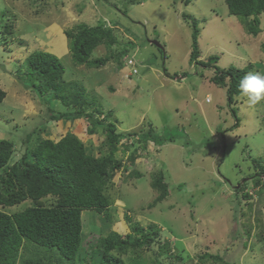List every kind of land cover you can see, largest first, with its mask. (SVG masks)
I'll return each instance as SVG.
<instances>
[{"label": "rangeland", "instance_id": "374dc122", "mask_svg": "<svg viewBox=\"0 0 264 264\" xmlns=\"http://www.w3.org/2000/svg\"><path fill=\"white\" fill-rule=\"evenodd\" d=\"M184 14L197 23L195 62L189 61L192 20ZM259 19L261 31L252 35L228 13L224 0H0V88L5 91L0 139H11L18 150L19 138L35 127L42 137L58 140L76 125L87 152L107 151L101 129L85 137L82 120L75 125L49 120L47 106L62 108L53 91L43 96L46 105L24 85L26 59L34 51L56 55L64 67L62 79L83 85L79 100L86 112L113 121L124 135L115 151L124 168L104 191L110 216L81 211L82 246L109 232L134 234L133 227L154 223L158 243H168V251L158 254L162 264H196L199 257L203 264H264V177L259 186L249 178L255 158L264 164V100L249 106L239 93L229 105L225 87L213 81L216 66L264 75V12ZM81 23L111 29L113 43L91 51V59L107 57L100 67L72 62L66 31ZM210 55L218 56L215 65L198 62ZM126 57L135 60L136 74L127 76ZM232 108L240 119L236 128ZM148 131L150 138L143 140ZM129 170L140 176L126 177ZM157 173L168 188L160 201L151 185ZM29 205L0 208L12 213ZM32 247L23 240L17 264ZM151 247L137 252L140 261L153 264L159 250Z\"/></svg>", "mask_w": 264, "mask_h": 264}, {"label": "trees", "instance_id": "16d2710c", "mask_svg": "<svg viewBox=\"0 0 264 264\" xmlns=\"http://www.w3.org/2000/svg\"><path fill=\"white\" fill-rule=\"evenodd\" d=\"M224 1L228 13L240 20L248 34L257 35L261 31L259 15L264 12V0ZM184 16L192 20L189 61L195 62L199 56L197 23L189 14ZM5 30H11L10 24ZM66 34L69 37L73 64L88 67L105 64L107 57L91 59L90 55L98 44L113 43L109 39V27L81 23L67 30ZM158 48L161 52L164 51L163 46ZM26 60L24 74L27 80L24 85L31 88L44 104L46 101L43 96L52 90L53 97L62 105V108L47 106L49 120H65L74 125L82 120L86 125L82 130L85 137L101 129L105 139L100 143L103 142L107 151L103 155L87 152L80 135L74 130L76 125L64 132L58 140L42 137L40 129L35 127L23 138H19L18 150L13 148L15 143L11 139H0V206L6 208L31 201V205L12 213L0 208V264H17L23 240L32 243L34 250L29 257L21 258L20 264H146L140 261L137 252L152 248V244H156L159 250L153 255L152 262L162 264L158 254L168 251V243H158V227L154 223L147 227H133L134 234L109 232L105 236L100 235L90 247L82 246L84 233L81 211L94 209L103 212L106 218L110 216L107 211L110 198L104 191L117 170L121 166L124 168L121 159L115 157L117 144L124 135L116 131L113 121L104 123L93 113L86 112L82 107L83 102L79 100L84 93L83 85L77 81L68 83L62 79L64 67L56 55L34 51ZM217 60V55H210L205 61L198 62L212 66ZM214 69L213 81L225 87L229 105L236 103L233 97L241 93L239 85L247 75L248 68L230 65L225 69L218 66ZM136 73L130 70L127 76ZM183 74L188 75L186 72ZM4 96L5 91L0 88V101ZM232 111L236 120L233 127L236 128L240 119L234 108ZM149 131L142 133L143 137H140L143 140L150 138ZM154 140L161 142L155 137ZM17 152L19 158L14 159ZM254 160L257 162L256 171L249 178L253 179L252 185L259 186L261 177H264V164L262 159ZM130 175L140 176L133 170H129L126 177ZM151 185L159 191L155 201L163 200L168 194L167 184L161 173L153 176ZM244 195L247 196L246 193ZM48 197L49 202L46 199ZM248 232L250 235L251 231ZM124 255L128 261L123 258ZM208 257L220 260L217 255L209 254ZM204 261V258L199 257L196 264H203Z\"/></svg>", "mask_w": 264, "mask_h": 264}, {"label": "clouds", "instance_id": "9594fccd", "mask_svg": "<svg viewBox=\"0 0 264 264\" xmlns=\"http://www.w3.org/2000/svg\"><path fill=\"white\" fill-rule=\"evenodd\" d=\"M125 67H127L130 72V67L126 64ZM239 87L242 95L248 98L249 106H253L264 100V75L250 72L241 80Z\"/></svg>", "mask_w": 264, "mask_h": 264}, {"label": "built area", "instance_id": "2783aa9c", "mask_svg": "<svg viewBox=\"0 0 264 264\" xmlns=\"http://www.w3.org/2000/svg\"><path fill=\"white\" fill-rule=\"evenodd\" d=\"M125 64L130 67L132 73H136L137 72V68L135 66V60L133 58L129 59V57H126L125 58Z\"/></svg>", "mask_w": 264, "mask_h": 264}, {"label": "water", "instance_id": "95a60500", "mask_svg": "<svg viewBox=\"0 0 264 264\" xmlns=\"http://www.w3.org/2000/svg\"><path fill=\"white\" fill-rule=\"evenodd\" d=\"M158 47H161V44L159 43V42H157V41H153Z\"/></svg>", "mask_w": 264, "mask_h": 264}]
</instances>
